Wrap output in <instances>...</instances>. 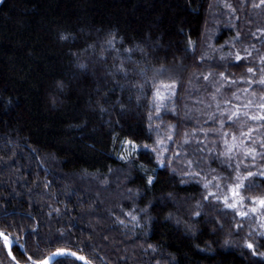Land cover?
Returning a JSON list of instances; mask_svg holds the SVG:
<instances>
[{
    "label": "trees",
    "instance_id": "obj_1",
    "mask_svg": "<svg viewBox=\"0 0 264 264\" xmlns=\"http://www.w3.org/2000/svg\"><path fill=\"white\" fill-rule=\"evenodd\" d=\"M256 55L264 0H0V233L14 260L264 264V120L223 115L264 95ZM14 109L84 114L137 158L53 147ZM226 132L258 157L226 151ZM0 264H16L2 239Z\"/></svg>",
    "mask_w": 264,
    "mask_h": 264
},
{
    "label": "rangeland",
    "instance_id": "obj_2",
    "mask_svg": "<svg viewBox=\"0 0 264 264\" xmlns=\"http://www.w3.org/2000/svg\"><path fill=\"white\" fill-rule=\"evenodd\" d=\"M254 56L255 55H249V57ZM257 56L259 55H256V57ZM258 58L264 60L263 55ZM225 93L223 89V99L227 97ZM230 100L235 101L236 104L223 113V115L228 116V118L229 115H232L234 118L243 116L242 118L252 120L258 123L257 125H259V121L264 120V95L258 96L256 92H248L245 93L243 97ZM40 112L43 113L45 111ZM40 112L33 116H29L18 109H14L13 111L15 116L26 125V131L28 132H30V124H32L33 120L32 117L35 116L40 119V121H44L46 130H43L42 133L53 147L63 146L67 141L70 142L71 140V142L73 141L75 144L90 147L100 153H108L118 160L130 161L137 158L138 147L135 143L117 137L107 127L94 122L84 114H69L64 117H57L55 115L44 116ZM236 122H239V120ZM243 137L245 136H237L226 132L222 141L225 150L231 151L233 149H240L245 155H254L258 157V154L254 153V149L249 148L248 143H246L250 138L247 137L244 140ZM230 190V197H228L229 204L233 208H237L239 207L238 190L235 188H230Z\"/></svg>",
    "mask_w": 264,
    "mask_h": 264
},
{
    "label": "water",
    "instance_id": "obj_3",
    "mask_svg": "<svg viewBox=\"0 0 264 264\" xmlns=\"http://www.w3.org/2000/svg\"><path fill=\"white\" fill-rule=\"evenodd\" d=\"M5 237H6L5 235L0 233V239H2L4 241L6 252H7L8 256L16 264H19L14 260V257L12 255V246H13L12 241L7 237V243H6L5 239H4ZM62 256L72 257V258L76 259L81 264H96V263H93L92 261L88 260L81 253L76 252L74 250H68V249H61V250L54 251L45 260H43L41 262H37V263L32 262V264H53L59 257H62ZM80 257H82L83 259H80Z\"/></svg>",
    "mask_w": 264,
    "mask_h": 264
},
{
    "label": "snow or ice",
    "instance_id": "obj_4",
    "mask_svg": "<svg viewBox=\"0 0 264 264\" xmlns=\"http://www.w3.org/2000/svg\"><path fill=\"white\" fill-rule=\"evenodd\" d=\"M262 82H264V81H262ZM172 87H174V86H172ZM260 203H261L262 205H264V201H260ZM4 239H5V242L7 243V237H5ZM249 247H251V245H249ZM73 255H74V254H73ZM80 259H83V258L80 257Z\"/></svg>",
    "mask_w": 264,
    "mask_h": 264
}]
</instances>
